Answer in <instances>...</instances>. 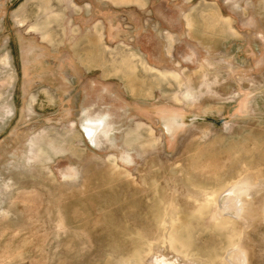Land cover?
I'll use <instances>...</instances> for the list:
<instances>
[{
  "label": "rangeland",
  "instance_id": "obj_1",
  "mask_svg": "<svg viewBox=\"0 0 264 264\" xmlns=\"http://www.w3.org/2000/svg\"><path fill=\"white\" fill-rule=\"evenodd\" d=\"M241 246L264 264V0H0V264Z\"/></svg>",
  "mask_w": 264,
  "mask_h": 264
},
{
  "label": "bare ground",
  "instance_id": "obj_2",
  "mask_svg": "<svg viewBox=\"0 0 264 264\" xmlns=\"http://www.w3.org/2000/svg\"><path fill=\"white\" fill-rule=\"evenodd\" d=\"M89 121V120H88ZM87 122V121H86ZM88 123V122H87ZM97 123V122H96ZM100 124V123H99ZM97 124L98 125V128H99V131H103V132H106V129H107V126L103 123V124ZM96 125V126H97ZM95 126V125H93ZM95 126V127H96ZM109 131V130H108ZM110 132V131H109ZM93 133V132H92ZM91 134V133H90ZM90 136V135H89ZM96 136V135H95ZM94 136V137H95ZM93 137V138H94ZM95 143V142H94ZM233 194H234V197H238V194H240V191L237 189L235 190L234 192L231 191ZM229 198V197H228ZM234 198H232L231 201H233ZM230 205V203H229ZM234 210L235 212H239V211H242V212H246L245 211V205H242L239 209L237 207H234ZM161 262V261H160ZM233 264H247V252L243 249V247L241 246L239 249H237L236 253H235V256H233ZM162 264V263H161Z\"/></svg>",
  "mask_w": 264,
  "mask_h": 264
}]
</instances>
